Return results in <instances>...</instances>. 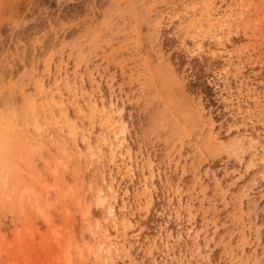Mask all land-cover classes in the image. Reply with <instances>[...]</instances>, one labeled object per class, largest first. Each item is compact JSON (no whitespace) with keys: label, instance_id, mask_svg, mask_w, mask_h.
<instances>
[{"label":"rangeland","instance_id":"obj_1","mask_svg":"<svg viewBox=\"0 0 264 264\" xmlns=\"http://www.w3.org/2000/svg\"><path fill=\"white\" fill-rule=\"evenodd\" d=\"M0 264H264V0H0Z\"/></svg>","mask_w":264,"mask_h":264},{"label":"bare ground","instance_id":"obj_2","mask_svg":"<svg viewBox=\"0 0 264 264\" xmlns=\"http://www.w3.org/2000/svg\"><path fill=\"white\" fill-rule=\"evenodd\" d=\"M108 214L112 215V210L111 209H108Z\"/></svg>","mask_w":264,"mask_h":264}]
</instances>
